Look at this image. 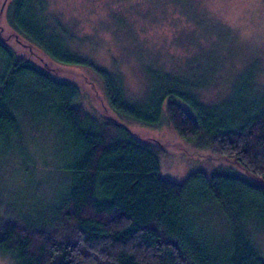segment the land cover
Segmentation results:
<instances>
[{"label": "trees", "instance_id": "obj_1", "mask_svg": "<svg viewBox=\"0 0 264 264\" xmlns=\"http://www.w3.org/2000/svg\"><path fill=\"white\" fill-rule=\"evenodd\" d=\"M9 23L5 37L0 26V142L7 148L16 139L27 163L9 170L22 187L18 199L0 195L1 249L23 264H264L253 241L264 232V96L252 114L233 112L202 102L188 75L158 67L149 69L146 99L132 101L120 72L93 67L117 113L155 124L165 105L180 136L261 183L231 170H196L176 182L160 172V140H144L107 109L86 108L74 68L93 64L47 0H12ZM9 38L50 59L17 54ZM37 124L61 140L54 154L63 185L50 194L39 187L48 183L36 176L37 156L22 143ZM214 214L215 230L205 219Z\"/></svg>", "mask_w": 264, "mask_h": 264}, {"label": "rangeland", "instance_id": "obj_2", "mask_svg": "<svg viewBox=\"0 0 264 264\" xmlns=\"http://www.w3.org/2000/svg\"><path fill=\"white\" fill-rule=\"evenodd\" d=\"M47 1L49 10L57 13L83 39L80 53L93 64L74 68L81 73L76 83L86 108L92 112L107 109L144 140H160L159 164L163 177L183 182L196 170H231L261 183L235 162L218 157L210 147L180 136L168 121L165 105L160 121L155 124L117 113L108 101L102 77L93 67L120 72L126 97L132 101L146 99L151 84L149 69L159 67L188 75L187 79L196 86L194 92L205 104H225L227 110L247 109L252 114L253 101L264 96V0ZM11 2L0 0L2 37L11 31ZM19 38L23 40L22 36ZM5 42L17 54L35 62L36 56L47 57L35 44L28 47L12 38ZM175 99L192 113L186 101ZM38 125L24 131L22 143L37 156L33 159L36 176L40 179L42 174L48 183L39 187L43 191L49 189L50 194L63 185L60 162L54 154L55 150L59 151L61 140L56 133ZM8 147L0 142V195L18 199L22 187L9 175V170L13 166L22 168L27 159L16 139ZM205 219L206 225L214 230L221 221L220 215L215 214ZM253 238L264 257V232L255 231ZM0 264L23 263L14 250L0 248Z\"/></svg>", "mask_w": 264, "mask_h": 264}]
</instances>
